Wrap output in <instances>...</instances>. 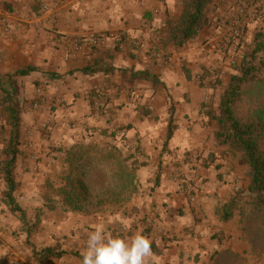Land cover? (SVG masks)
I'll use <instances>...</instances> for the list:
<instances>
[{
    "label": "crops",
    "instance_id": "1",
    "mask_svg": "<svg viewBox=\"0 0 264 264\" xmlns=\"http://www.w3.org/2000/svg\"><path fill=\"white\" fill-rule=\"evenodd\" d=\"M181 9V0H0V80L16 85V97H45L50 105L54 134L49 140L44 130L35 131L38 151L73 144L90 130L110 129L131 145L141 143L146 163L139 176L162 179L154 191V233L148 236L154 242L151 264H226L216 258L249 250L236 224L222 221L223 204L247 180L232 155L225 154L227 148L215 142L216 123L202 108L203 89L183 73L185 63L200 65L217 51L214 27L183 47L166 45L168 20ZM78 37L85 40L80 47L70 43ZM30 67L35 70L9 79ZM86 67L96 71L86 74ZM139 73L155 75L161 84ZM39 118L42 125V114ZM170 123L176 128L167 140ZM185 156L190 161L184 172L203 182L194 202L180 197L183 182L172 178ZM209 157L213 163L206 167ZM24 174V159H18L15 175ZM137 215H119L117 221L95 216L86 223L89 232L102 225L110 232L121 227L123 236H130L146 229ZM43 232L36 235L38 245L51 246ZM33 254L24 237L17 243L0 230V264H40ZM70 256L45 264H82L80 257Z\"/></svg>",
    "mask_w": 264,
    "mask_h": 264
},
{
    "label": "rangeland",
    "instance_id": "2",
    "mask_svg": "<svg viewBox=\"0 0 264 264\" xmlns=\"http://www.w3.org/2000/svg\"><path fill=\"white\" fill-rule=\"evenodd\" d=\"M207 15L209 22L211 21L208 24L209 28L214 27L211 29L212 36L219 38L215 47L217 51L213 50L214 56L210 52L206 56L208 59L202 61L200 65L198 61H194L196 66L185 63L183 73L187 78L194 76L198 87L203 89L201 97L207 98L202 108L214 120L212 115L218 113L219 99L227 87L230 76L236 72V66L242 55L255 46L256 36L259 33L264 37V0H212L208 6ZM209 31L210 29L207 30V33H211ZM208 40V38L203 39V44L205 45ZM260 41L264 42V39ZM161 60L168 61L167 58ZM259 77L263 81L249 88L247 97H264V72ZM215 79H219V83L212 87V81ZM15 100L20 109V138L16 145L19 150L17 163L18 159H24V172L27 175L24 174L22 178L16 177L18 187L14 197L21 209L16 212H13L14 208L6 195L8 189L3 178L4 175H0V230L8 232L9 238L17 243L24 237L25 243L30 247L32 253L34 250L35 258H37L36 250L40 252L45 248V246L38 245L39 240L36 235L45 231L43 233L47 236H44V243L49 241L54 244H51L50 247L57 246L59 251H65L66 254L62 258L66 260L72 258L70 255L78 257L81 255L91 229V226H87V219L95 216L105 219L115 218L117 221L119 215L129 218L132 213L137 211L136 221L146 227L143 234L150 236L151 232L154 233V226H152L154 224V191L157 186H161L162 179L160 176L154 175L148 178L139 176L141 166L146 163L144 161L146 155L141 148V143L131 145V141L125 135L121 136L110 129L100 132L93 130L92 139L89 138V133L84 135L81 142L93 143L95 146L87 153V162L80 168V170H84L77 179L75 191L80 197H85L86 192H89L90 198L88 200L85 198L80 210L74 209L64 202V197L59 193V189L65 184L62 179L61 152H63V148L71 147L75 143L62 144V146L50 145L47 149L38 151L36 145L39 143L36 141L35 131L44 130L43 132L49 136L47 138L49 140L54 134L56 123L53 120L50 105H47L45 97H15ZM252 100L240 104L238 114L241 117H248L251 114ZM11 102L0 92V167L5 160L4 150L8 146L12 130L7 109ZM44 110L47 111L46 114ZM39 113L45 120L42 125L39 124ZM171 126L176 128L174 124ZM215 131L216 129L214 134ZM223 147L227 148V146ZM117 151H120L122 156H119ZM111 153L117 157H110ZM225 154L232 155L247 180V185L239 188L232 197L240 191H246L243 197L247 201L246 199H249L247 168L240 163V156L233 154L228 148ZM198 155L195 153L193 158L198 159ZM118 157L121 159L120 161ZM184 158L186 160L179 164V169L172 170V178L183 182L177 190L180 197L194 202L197 199V194L203 190V182L194 177L189 178L188 174L184 172L183 169L190 161L188 156ZM211 158L205 159L204 162L208 160L207 163H213ZM125 159L129 160L127 169V166L123 164ZM17 163L14 173L17 170ZM85 175L88 176L87 179H85ZM183 186L186 189H182ZM225 223L236 224L239 239L244 237L254 239L259 233H264V218L251 211L250 205L246 206L244 215L239 213ZM233 229L234 226H232ZM121 230V227H114L111 232L114 235L123 236ZM3 240L7 241V239ZM242 242L246 243L249 250L237 254L238 258L236 257L233 264H262L260 262L263 258L255 257L252 247L247 242L243 240ZM152 246L154 248L153 241ZM152 250L154 251V249ZM56 259L58 258L48 261ZM48 261H45L44 264Z\"/></svg>",
    "mask_w": 264,
    "mask_h": 264
},
{
    "label": "trees",
    "instance_id": "3",
    "mask_svg": "<svg viewBox=\"0 0 264 264\" xmlns=\"http://www.w3.org/2000/svg\"><path fill=\"white\" fill-rule=\"evenodd\" d=\"M212 0H181V13L176 19L168 20V33L165 39L166 45H174L175 47H183L191 41H194L200 32L209 24L208 6ZM264 37L259 33L256 36L255 46L249 49L236 66L235 73L230 76L227 87L219 99V111L212 115L216 121L217 127L215 131V140L220 146H227L230 152L240 156V163L247 168V177L249 185L247 189L248 198L245 201L243 194L246 191H240L228 202L222 206V221L229 222L239 213L244 215L246 206L250 205L251 211L257 213L264 218V97H247L248 89L255 84L263 81L259 76L264 72V42L260 41ZM34 68L21 69L13 74L8 75L10 80L15 77L26 75L34 71ZM84 73L91 74L96 70L86 67L82 69ZM140 77H148L152 79L155 85L161 82L155 75L150 73H139ZM219 83V79L212 81V87ZM0 89L4 92L7 99L12 101L9 103V120L12 126L8 146L4 150L5 160L0 167V175H4V181L7 186V198L13 206V212L20 211L19 205L16 203L14 193L18 184L14 169L16 167L19 154L18 140L20 138V109L15 100L19 92L15 84H3L0 80ZM252 100L253 110L248 117H241L238 114L240 104ZM91 105H93L91 101ZM173 123H170L167 140L173 136ZM93 130L88 131L89 138L92 139ZM96 132V131H95ZM106 133V132H105ZM91 136V137H90ZM88 138V137H86ZM82 140L75 142L71 147L63 148L61 162L63 182L59 189V193L63 195L64 202L74 208L80 210L83 202L90 198L89 192L85 197H80L76 192L77 179L80 177L84 169L80 170L85 162H87V153L94 149L93 143H82ZM116 149V148H114ZM62 150V149H61ZM57 151V149H56ZM122 156L120 151H117ZM116 158L113 153L109 155ZM119 158V157H118ZM117 158V159H118ZM121 159L119 158V161ZM125 161V163H124ZM208 160L203 162L204 166H209ZM126 169L129 160H123ZM85 175V179H87ZM245 201V202H244ZM252 247V253L260 259L264 255V233L258 234L254 239L241 238ZM66 254L65 251H59L57 246L45 247L40 252H35L38 263L43 264L45 261L62 258ZM81 259V255L79 256ZM238 255L227 258L225 255L219 256L218 262L229 263V259L236 260ZM235 263V261H234ZM232 264V263H231Z\"/></svg>",
    "mask_w": 264,
    "mask_h": 264
},
{
    "label": "clouds",
    "instance_id": "4",
    "mask_svg": "<svg viewBox=\"0 0 264 264\" xmlns=\"http://www.w3.org/2000/svg\"><path fill=\"white\" fill-rule=\"evenodd\" d=\"M154 255L152 241L143 233L114 235L102 225L89 232L81 251L82 264H151Z\"/></svg>",
    "mask_w": 264,
    "mask_h": 264
},
{
    "label": "built area",
    "instance_id": "5",
    "mask_svg": "<svg viewBox=\"0 0 264 264\" xmlns=\"http://www.w3.org/2000/svg\"><path fill=\"white\" fill-rule=\"evenodd\" d=\"M92 38H93V40H98L97 37H95L94 35L92 36ZM84 41H85V40H84L83 37H78V38H74V39H72V40L70 41V43H71L72 45H76L77 47H80L81 45H83ZM156 55H157V58H158V59H165L164 56H162V55L159 54V53H157ZM182 189H186V187L183 186Z\"/></svg>",
    "mask_w": 264,
    "mask_h": 264
}]
</instances>
